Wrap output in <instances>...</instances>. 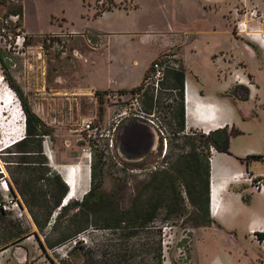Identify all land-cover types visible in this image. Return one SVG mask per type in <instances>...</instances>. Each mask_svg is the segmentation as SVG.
<instances>
[{"label":"rangeland","instance_id":"obj_1","mask_svg":"<svg viewBox=\"0 0 264 264\" xmlns=\"http://www.w3.org/2000/svg\"><path fill=\"white\" fill-rule=\"evenodd\" d=\"M254 5L263 7L264 0H0V72L5 76L0 81V198L6 193L3 181L10 177L2 157H16L7 147L19 136L26 117L8 75L20 85L32 113L48 129L43 150L50 164L60 172L61 165L88 166V192L92 165L102 172L96 179L102 182L98 190L110 196L104 209L138 208L133 202L143 184L155 171L169 167L172 160L166 154L190 149L184 135L194 133L180 131L176 119L180 99L179 91L174 90L173 69L160 82L151 78V63L168 51L179 54L185 79L191 70L200 71V78L212 89L229 80L220 72L219 79V73L210 67L215 47L232 50L225 59L238 56L237 64L249 67L247 75L252 72L260 94L243 102L237 100L236 87L230 90L239 109L236 127L242 131L231 136L230 150L240 156L264 149V54L257 45L250 44L249 49V42L235 29L237 11ZM16 14H20L17 21L13 20ZM53 34L58 36L49 43ZM10 35H25L20 53L6 47L4 36ZM194 48L196 53H192ZM17 107L21 120L13 115ZM126 110L128 114H123ZM128 119L143 123L137 128L143 139H156L155 148L141 159L126 158L119 148L118 138L131 130ZM87 121L99 124L103 134L110 130L114 146L108 145L106 136L88 139ZM46 146L54 156L53 163ZM209 154L212 156L211 151ZM255 163V173L264 169V162ZM87 193L69 202L82 201ZM24 207V216L15 209L0 214V242L4 245L0 264H152L148 248L159 239L164 264H264V244L242 224L235 228L195 227L189 213L169 222L159 214L154 227L139 218L135 226L112 232L94 222L86 224L83 217L71 221L78 209L62 211L58 207L41 231ZM192 210L188 203V211ZM80 226L87 229L62 241Z\"/></svg>","mask_w":264,"mask_h":264},{"label":"trees","instance_id":"obj_2","mask_svg":"<svg viewBox=\"0 0 264 264\" xmlns=\"http://www.w3.org/2000/svg\"><path fill=\"white\" fill-rule=\"evenodd\" d=\"M16 12L21 14L22 9ZM172 79L175 83L174 90L179 91L180 99V109L176 119L179 122L180 131L185 134V73L181 69H173ZM8 82L21 98L26 113V133L22 140L7 147V152L15 153L16 157L11 160L5 157L2 159L10 176L8 182L12 193L15 197H21L41 231L48 225L53 212L58 207L62 211L78 209L71 215V221L77 217H83L86 224L94 222L112 232H120L135 226L139 218H144L143 224L154 227L152 223L159 214H163L166 222H169L189 213L188 217L195 227H209L215 222L210 214V146H214L220 152L231 154V136L242 133L235 125L218 128L209 133L195 129H192L194 135L186 133L184 139L187 141L186 146L190 149L188 151L183 149L178 154L173 151L166 154V157L172 160L169 167L155 171L143 184V190L133 202L134 206L138 207L136 209H104L110 204V196L98 190L102 182H96V179L102 172H97L95 164L92 165L91 171V189L83 200L68 202L62 206L68 187L61 174L50 164L48 157L44 154L43 138L44 135L49 134L48 129L32 113L22 88L10 75H8ZM200 146H205L206 150L201 149ZM262 157L263 155L252 154L247 157V161ZM244 199L247 200V198ZM188 203L193 208L192 212L188 211ZM116 205L119 207V203ZM100 206L105 207L97 209ZM8 213L10 212L0 208L1 215ZM41 215L45 217L43 221L40 219ZM86 229L87 227L80 226L64 236L62 241L77 236ZM259 236L264 238V232H259ZM3 247L4 245L0 242V250ZM148 250L152 253V264L164 263L162 239L155 242V245H150Z\"/></svg>","mask_w":264,"mask_h":264},{"label":"crops","instance_id":"obj_3","mask_svg":"<svg viewBox=\"0 0 264 264\" xmlns=\"http://www.w3.org/2000/svg\"><path fill=\"white\" fill-rule=\"evenodd\" d=\"M263 26L264 23L260 25V27L264 30ZM217 42L218 41L214 40V43ZM249 49L252 48L250 47ZM197 50L198 49L194 48L192 53H196ZM213 50L216 52H212V65H210V67L213 68V71L216 73L220 72L222 75H225L226 79L229 77V80L227 84L225 83L222 85H216L214 86V89H212L208 88V86L203 82V79L200 78L203 76L200 74V71H197L196 74L191 70V75H189V73L186 74L184 87L186 130L195 129L209 133L212 130L223 128L225 126H236V117L239 109L235 106L233 102L234 100H232L230 90L236 87L237 94L240 97V100H237L243 102L244 99H256L258 94H260L259 86L256 84V82H253L255 79L254 75L251 74L252 72H249L247 75V71H251L249 70V67H240L237 64L238 56H236L237 58H234L232 61L230 59H225V56L227 57L228 54H233L232 50L224 51L220 47H215ZM222 54L224 56H222ZM220 73L217 74L218 78L220 77ZM188 85H190L192 95H194L193 98L195 100V109L204 108L203 110L208 111L207 113H210L212 118L207 119L206 121V119H202L197 114H195V109L194 112L189 109ZM134 86L130 88H133ZM222 86L223 89L221 91L216 90L218 87ZM248 88V93L240 92V89L246 91ZM213 117L215 119H213ZM125 121L130 122L131 130L129 133L125 134L126 139L128 138L129 146H127V149L124 150V154L129 159H138L140 154L143 153L144 145L147 143L149 138H135L136 140H134L133 137H135V135H133L132 131H134L137 123L135 119H128ZM219 124L221 125L219 126ZM147 144L148 148H155V143L153 144L148 141ZM252 154L263 155V157L258 160L264 162V149H252L240 156H234L232 153L230 154L226 152H220L218 150L214 151L213 157H216L217 163H219V169L222 166L223 167L220 169V179L216 181V183H214L213 178L211 177L212 170L210 171V214L212 219L215 221L212 226H219L221 228H235L236 226L242 224L249 233H251L252 230L264 232V190H257L247 180L239 177L241 173L246 172H250L255 176L264 175V169L258 173L253 171V166L258 160L251 159L247 161V157ZM214 184L217 185V188L220 187V189H218L219 211L218 215L216 216L213 215L212 205V190ZM244 198H247V200Z\"/></svg>","mask_w":264,"mask_h":264},{"label":"built area","instance_id":"obj_4","mask_svg":"<svg viewBox=\"0 0 264 264\" xmlns=\"http://www.w3.org/2000/svg\"><path fill=\"white\" fill-rule=\"evenodd\" d=\"M237 14L239 16L235 23L237 35L241 36L243 39H246L249 42V44H247V47H251L249 46L250 44L257 45L262 48L264 54V30L260 27V25L264 23V6L262 7L254 5L250 8L244 6L241 10L237 11ZM19 17L20 14L13 15V20L17 21ZM57 36V34L51 35L47 39L48 42L51 43V40H53L52 38H55ZM7 37H9V41H7ZM4 38L8 43L6 47L9 50L14 49L17 50V53H20L25 47V35H17V37H13L12 35H10L4 36ZM168 69H179V54L174 50L168 51L162 57H158L153 60L150 66L151 78H155L157 82H160L164 79L166 71ZM0 76L1 80L3 81L5 79L4 74L0 72ZM137 94L140 95L141 91H138ZM123 114H128L127 110ZM84 129L87 132L88 139L93 140L99 136H106L109 138L108 145L110 147L114 146L115 139L114 137H111L110 130L109 132L103 134L100 125L94 123L93 121H87L84 124ZM165 149H167V142H165ZM45 150L46 153L49 152L50 154H52L51 150L47 146L45 147ZM86 150H89V148ZM215 150V147L211 145L210 151L212 152V156L209 157L210 161H212L213 153ZM239 177L247 180L257 190H264V176H255L250 172H246L241 173ZM3 186L6 188V193L3 194L2 198H0V208L10 213L15 209L19 216H24L26 214V208L24 207L22 200L19 199V197H15L12 193L8 179H4ZM251 235L253 238L264 244V238H261L259 236L258 231L252 230Z\"/></svg>","mask_w":264,"mask_h":264},{"label":"bare ground","instance_id":"obj_5","mask_svg":"<svg viewBox=\"0 0 264 264\" xmlns=\"http://www.w3.org/2000/svg\"><path fill=\"white\" fill-rule=\"evenodd\" d=\"M0 81H2L1 80V76H0ZM9 92L14 97V95L11 93V91H9ZM88 93H91V91H89ZM193 97H194V95H192V91H191L190 85H188V100H189L188 103H189V109L192 112H194L196 110L195 111V114H197L202 119H206V121H207V119L212 118L211 117V114L210 113H207L208 111L203 110L204 108L203 109H201V108L195 109V105H194V101L195 100H194ZM13 115L18 120H21V113L19 111V107L15 108L13 110ZM213 119H215V118L213 117ZM18 122L21 123V121H18ZM220 125L221 124H219V126ZM23 126H25V124L22 125V127H20V129H19V131H20L19 132V136L16 138V140H14L9 145H13L14 143L22 140L25 137V134H23V129L25 130V127H23ZM212 126H215V125H212ZM21 130H22V132H21ZM47 154L50 157L51 162L53 163L54 162V156H53V154H50L49 152H47ZM211 163H212V168H211V170H212V176L211 177L213 178L214 183H216V181H218L220 179V169L223 166L219 169V167H218V164L219 163H217L216 157L213 159V161H211ZM52 165L55 166V164H52ZM59 168H61V172L60 173L62 174V176L64 177V179H66V181H67V183L69 185V188H70V192H69L67 198L65 199V202L63 203L64 205L67 204L71 199H73V198H81L85 193L88 192V190H89V179H90V169H89L88 166H85V165H82V164H80L78 166L61 165V167H59ZM216 186L217 185L214 184L213 190H212L213 191V193H212L213 215H215V216L218 215V211H219L218 189H220V187L217 188Z\"/></svg>","mask_w":264,"mask_h":264},{"label":"water","instance_id":"obj_6","mask_svg":"<svg viewBox=\"0 0 264 264\" xmlns=\"http://www.w3.org/2000/svg\"><path fill=\"white\" fill-rule=\"evenodd\" d=\"M24 117H25V115H24ZM135 121H136L137 124H136V126L134 128V131H132L133 135H135V137H133L134 140H136L135 138H138V139H141L142 138L140 136V134H138L139 133V130L137 128L143 126V123L142 122L137 121L136 119H135ZM24 124L26 125V117L24 118ZM147 133L150 134V131H148V129H147ZM126 141H127V143H126ZM148 141H150L153 144L155 143V145H156V139L154 137H151L150 138V136H149V140H147V143H148ZM128 143H129L128 142V138L126 139V136L125 135L120 136V138H119V148H120V151H121V153H122L123 156H125L124 150L127 149V146H129ZM147 143L144 145L143 153L140 154V157L138 159L143 158L144 156H146L148 153H150L153 150L152 147L151 148L150 147L148 148V144ZM125 157L128 158L127 156H125ZM54 167L56 168L57 166H54ZM56 170H57V168H56ZM57 171L60 173L59 170H57ZM61 176H62V174H61ZM62 178H63L64 182L68 185L66 179H64L63 176H62ZM68 187H69V185H68ZM69 192H70V188L68 189V192H67L66 196L64 197L63 203L65 202V199L67 198Z\"/></svg>","mask_w":264,"mask_h":264},{"label":"flooded vegetation","instance_id":"obj_7","mask_svg":"<svg viewBox=\"0 0 264 264\" xmlns=\"http://www.w3.org/2000/svg\"><path fill=\"white\" fill-rule=\"evenodd\" d=\"M262 176H264V175H262ZM262 176H261V177H262Z\"/></svg>","mask_w":264,"mask_h":264}]
</instances>
